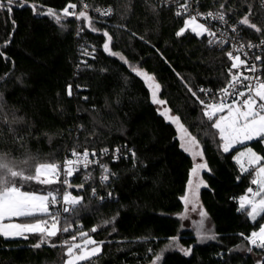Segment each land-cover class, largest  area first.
Masks as SVG:
<instances>
[{
  "label": "trees",
  "instance_id": "trees-1",
  "mask_svg": "<svg viewBox=\"0 0 264 264\" xmlns=\"http://www.w3.org/2000/svg\"><path fill=\"white\" fill-rule=\"evenodd\" d=\"M201 1L204 9L223 11L236 20L251 9L250 21L264 29L260 0ZM21 2L29 6L13 5L11 13L0 10V158L27 173L37 163L59 164L73 149H107L110 154L119 150V156L116 161L105 156L109 178L103 184L88 183L83 173L69 180L84 188L66 189L83 197L78 215L61 216V225L68 216L69 232L47 238L39 248L34 245L40 234H28L27 239L0 236V264H64L65 241H82L81 231L104 242L95 264H264V249L249 251L245 239L259 231L264 217L252 221L239 204L254 187L253 177L242 173L234 159L246 146L264 156L263 141L224 153L218 130L211 126L215 119L203 115L204 106L188 91L204 100L199 89L216 93L226 87L232 64L227 53L189 31L177 36L185 19L158 0H93L94 6L114 7L107 20L89 15L97 31L73 16L63 19L61 27L46 14L48 8L62 13L76 0ZM32 4L38 7L33 10ZM105 31L112 37L110 51L128 63L104 50ZM244 31L246 38L264 39L248 26ZM130 66L155 78L159 98L201 145L207 167L200 201L215 233L207 243L182 229L178 217L193 159L181 147L175 125L160 114L147 84ZM50 189L28 182L22 190ZM93 227L98 230L92 232ZM172 238L190 253L174 249Z\"/></svg>",
  "mask_w": 264,
  "mask_h": 264
},
{
  "label": "snow or ice",
  "instance_id": "snow-or-ice-1",
  "mask_svg": "<svg viewBox=\"0 0 264 264\" xmlns=\"http://www.w3.org/2000/svg\"><path fill=\"white\" fill-rule=\"evenodd\" d=\"M262 3H264V0H262ZM17 4L20 7L29 6L26 3L21 2V0H6V2L5 0H0V10L6 9L11 13L13 11L12 6ZM30 6L33 10L38 7L36 4ZM87 7L88 5L85 4L84 8L86 9ZM180 7L184 13H187L189 11L187 0H184V3H182ZM76 8V4L69 3L62 10V13H56L53 9L48 8L46 14L53 17L55 22L61 27H63V19L69 16H75L77 20H87L89 27H92V21L86 11L81 10L78 13L75 11H69V9L75 10ZM220 8L223 9L224 5L221 4ZM96 11L99 12L100 15L107 16L111 14L112 9H96ZM176 15L180 16L182 15V12L177 11ZM199 15L200 14L191 15L190 18L185 19L184 27H181L176 35H184L189 26H192L191 30L197 36L207 34L209 37V45L214 43L223 45L226 43L224 40L217 41L215 39L217 35L215 31L206 27L204 23L197 22ZM251 15L252 13L250 9L248 14L238 20V25H246L264 36V29L250 21L249 17ZM206 18L227 23L223 11L216 13L208 12ZM92 30L97 31L94 27H92ZM232 31L236 32L237 28L234 26ZM103 35L107 37V42L103 45L104 50L109 52L110 55L119 56L120 60L128 63L123 55L110 51V41L112 37L109 33L105 31L103 32ZM8 43H10V40L5 42L3 47H7ZM246 46L249 49L264 46V39H261L259 45L248 42ZM244 47L245 45L241 44L236 51H242ZM0 56H4L2 51H0ZM227 56L232 61L231 68L229 69L231 79L227 86L221 89L218 102L206 103L197 96L196 91H193L191 88L188 89V91L199 100L200 104L204 106L205 111L203 112V115L206 116L209 121H212L213 117H217L218 113L224 112L225 109L227 110L226 115H219L211 125L218 130L220 141H222L219 146L224 153L230 152V150L236 145H242L245 141H264V80H262L260 76H245L243 75V72L233 73L232 69H241L242 66L244 71L253 74H255L258 69L255 63L249 64L248 60L246 58L241 59L240 55H234L232 52H228ZM246 56L247 54L245 53V57ZM5 59H7V57H5ZM255 60L260 61L261 56L257 55ZM130 67L137 76L144 78L145 83L151 90L152 103L161 106L165 105L167 101L158 98L160 85L154 83L155 78L138 67ZM253 80L255 83H252ZM245 81H248L249 83H245ZM199 91L205 92L206 90L199 89ZM67 92L68 95H72L71 85L68 86ZM228 97H232L231 103L226 102ZM170 112L171 109L164 108L160 114L179 126L183 133L181 136V147L184 148L185 151H191L192 148L197 146L196 138L194 136H188L187 130L184 128L183 124L180 123V116L169 115ZM104 151L107 152L108 150L105 149ZM193 154L194 156L202 155V152H194ZM71 155L76 157V160L67 159L63 164H57L55 162L37 163L32 167L31 171H28L27 173L24 170L15 169L3 158H0V236L6 239L16 237L27 239L28 237L25 235L26 233H38L40 234V239L34 247L39 248L42 244L47 243V238L57 236L58 232L67 233L70 231L71 225L68 224V216L63 217L64 224L61 225V214L65 213L69 216L78 215L80 210L78 206L81 205L83 197L72 195L71 192L67 191L66 189L72 187V185L67 179L61 180L59 177L61 173L66 177H71L74 171L73 165L78 166L83 164V167L87 168L88 164L92 162L89 161L90 154L87 150L83 153H79L73 149ZM91 155L95 156L96 154L93 152ZM133 155L135 154L133 153ZM241 157H247L249 164V168H244L241 165V172L248 174L254 172L255 178L251 180V184L258 187L255 190L252 187L247 189V193L252 197L251 199L248 195L239 198L240 210L246 212L247 215L255 221L257 217H264V166H259L261 161L264 160V156L258 155L251 147H247L246 151H240L234 159L239 163ZM102 167L104 175L101 176V182H104L108 180L109 172L107 166ZM206 167V163H197L192 169V174L198 175L199 170ZM75 170L79 171V167H76ZM28 182H35L38 185L44 186L59 183L62 187L50 189L41 194H37L36 191L22 190L24 184ZM202 183L203 182L200 181L193 188L192 181L189 180V190L193 199V210H195L198 190ZM79 187H83V185H80ZM93 194H95V189H93ZM256 197L261 198L255 199ZM183 199L187 204L189 196L186 194ZM248 206H250V211L248 210ZM53 208L56 210L52 211L51 209ZM199 215L201 221L197 227V235L202 239H214V236H201V233L205 231L203 218L206 216V213L200 211ZM11 218H25L28 222L4 223L6 219L10 220ZM107 223H110V221H105V224ZM97 230V227L91 229L92 232H96ZM80 237L83 238L82 243H68L65 241L67 246L65 255L67 256V259L64 264H82V262L95 264L93 258L97 257L102 252L104 242L95 241L88 233L83 231L80 232ZM76 239L77 236L73 234L72 240L75 241ZM245 239L255 247L264 249V224L260 225L259 231H253L250 236L245 237ZM172 242L174 244L177 243L176 238H172ZM52 246L55 247L56 245L52 244ZM181 250L184 251L185 255H188L191 251L190 249ZM248 250L252 251L251 248ZM149 251H151V249ZM159 260L160 256L157 255L156 261ZM153 264H155V261Z\"/></svg>",
  "mask_w": 264,
  "mask_h": 264
},
{
  "label": "built area",
  "instance_id": "built-area-1",
  "mask_svg": "<svg viewBox=\"0 0 264 264\" xmlns=\"http://www.w3.org/2000/svg\"><path fill=\"white\" fill-rule=\"evenodd\" d=\"M92 1L93 0H76V2L74 4L77 5V8L75 10L69 9V11H75L76 13H78L79 11L84 10L87 12L88 16L93 15L94 17H96L98 19H102V20H107L113 16L114 7L112 5L94 6L91 3ZM158 1L161 5H164L167 8H173L176 12L181 11L182 12L181 16H183L184 19L190 18L191 15L200 14L198 16L197 22L198 23H204L206 27H209L212 31H215L217 33V35L215 37V39L217 41H219V40L226 41V43H224L223 45H221L219 43H214V44L210 45V47L217 48L218 50L225 51L226 53L232 52L234 55H240L241 59L246 58L248 60L249 64L255 63L257 65V69H258V71L255 74L244 71L243 66L241 67V69H236V70H237V72H243V75H245V76H260L261 79L264 80V58H263L264 46L255 47V48H251V49L247 48L246 45L248 42L259 45L260 41L246 38L245 31H244L246 25H238L237 22L239 19L238 20L233 19V18L229 17L228 15H226L225 13H224L225 14V20H227V23H223V22L218 21V20H213L211 18H206V14L208 12L216 13V12H220V11L212 10V9L211 10L204 9L201 0H187V2L189 4V11L187 13H184L180 7V5L182 3H184V0H158ZM85 4L88 5V7L86 9L84 8ZM260 5L262 7H264V3H262V0H260ZM108 8H111L112 12L110 15H107V16L100 15V13L96 11V9L105 10ZM73 17L75 18V16H73ZM75 20H77V19L75 18ZM234 26L237 28L236 32L232 31V28ZM200 37H205L207 42L209 40V37L207 36V34L200 36ZM241 44L245 45L243 50L242 51H236V49ZM245 53L247 54L246 57H245ZM257 55L261 56L260 61L255 60V57ZM245 83H249V82L245 81ZM252 83H255V81L253 80ZM238 90H242V89H238ZM220 93H221V90L217 91L216 93H210V92H208V90H206L205 92H203L204 101L206 103L218 102L219 98H220ZM226 102L231 103L232 97H228ZM71 153L66 158H64V160L62 162H60L59 164H63L67 159L76 160V157H73L71 155ZM79 153H83V152H79ZM94 153L96 154L95 156H92L91 153H89L90 154L89 155V161H92V162L88 164L87 168L83 167V164H80L78 166L73 165V168H74L73 175L83 173V174H85L84 178H86L88 183L96 180V182L103 184L106 181L101 182V176L104 175V171H103L102 166H107L108 172H109V167L106 163L105 156L111 155L112 160L116 161V158L119 156V154L117 151L110 154L109 151L105 152L104 150H102L100 152H94ZM76 167H79V171L75 170ZM71 177H66V176H64L63 173H61L59 179H61V180L67 179L69 181L71 179ZM85 184H87V183H85ZM108 195L111 197L112 193L109 192ZM51 210L55 211L56 209L53 208ZM63 215H67V214L62 213L61 216H63ZM248 243H249V241H248ZM249 246H250V248H255V246L252 245L251 243H249Z\"/></svg>",
  "mask_w": 264,
  "mask_h": 264
},
{
  "label": "rangeland",
  "instance_id": "rangeland-1",
  "mask_svg": "<svg viewBox=\"0 0 264 264\" xmlns=\"http://www.w3.org/2000/svg\"><path fill=\"white\" fill-rule=\"evenodd\" d=\"M192 26H189V28L186 30V31H189L193 34H195L192 30H191ZM196 35V34H195ZM197 36V35H196ZM143 80L144 78L141 77ZM145 81V80H144ZM154 83H156V81L154 80ZM151 91V90H150ZM158 98H159V91H158ZM160 99V98H159ZM157 108L159 109V111H163L164 108H167L166 105H157ZM227 114V110L225 109L224 112L222 113H218L217 114V117L219 115H226ZM169 115H172L171 113H169ZM217 117H213L214 119H216ZM166 118V117H165ZM167 120H169L168 118H166ZM170 121V120H169ZM171 122V121H170ZM181 123V122H180ZM174 124V123H173ZM176 129H177V132H178V138H179V141H180V145L182 143V140H181V136L183 135L181 129L179 128V126L177 124H174ZM184 128L187 130V128L184 126ZM187 133H188V136H192L189 131L187 130ZM187 139V138H186ZM254 141V140H252ZM251 141H245L244 144L242 145H236L234 148L236 147H239V146H244L245 144L249 143ZM263 144H264V141H263ZM247 147H243L241 149H239V151L236 153L235 156H237L239 154L240 151H246L247 150ZM233 148V149H234ZM184 149V148H183ZM253 150V149H252ZM185 151V150H184ZM254 151V150H253ZM193 159V168L195 167V165L197 163H205L204 161V158H203V154L202 155H195L194 156V152H202V148H201V145L199 144V142L197 141V146L192 148L191 151H186ZM255 152V151H254ZM256 153V152H255ZM9 163V162H8ZM10 166H13L15 169H16V166L17 164L13 165L12 163H9ZM239 166L241 167V165L244 167V168H249V164H248V161H247V157H241L240 158V162L238 163ZM259 166H264V164H262V161L260 163ZM19 168H23V167H20V166H17ZM192 168V169H193ZM206 170V168L204 169H200L199 172H198V175H193L192 174V170H191V174H190V178L189 180L192 181V187L194 188L195 185L197 183H199L200 181H202L203 183L201 184L199 190H198V195H197V198H196V204H195V210H193V199H192V196L190 194V190H189V182H188V185H187V190H186V194L189 196V201L188 203L186 204L185 201H184V209L183 211L179 214V219L181 221V228L184 229V230H191L195 235L196 237L198 238V241L200 243H207L213 239H202L200 236L197 235V227H198V224L199 222L201 221V217L199 215L200 211H204L202 205H201V201H200V191L201 189L204 187L205 185V182L203 180V172ZM252 177L255 178V173L252 172ZM56 184H53V185H50V186H47L48 188H51V189H55ZM41 186H44V185H41ZM55 187V188H54ZM258 186L254 185L253 189L255 190ZM37 194H41L39 192H37ZM185 194V195H186ZM73 195V194H72ZM249 196V198L251 199L252 197L249 195V194H246ZM245 195V196H246ZM185 197V196H184ZM261 197H256L255 199H260ZM249 208V211H250V206H248ZM206 213V212H205ZM183 217V218H182ZM251 219V218H250ZM258 219V217H257ZM256 219V220H257ZM252 220V219H251ZM255 220V221H256ZM254 221V220H252ZM18 222H28L27 220H25V218H11L10 220L9 219H6L4 221V223H18ZM203 224H204V230L202 233H201V236H204V235H209V236H214L215 237V233H214V227H213V224L210 220V218L208 217V215L206 214V216L203 218ZM60 232H58L59 234ZM28 234H34V233H26L25 235H28ZM38 234V233H36ZM16 238H21V237H16ZM93 238V237H92ZM7 239H14V238H7ZM94 239V238H93ZM82 241L80 242H77V243H82ZM91 247V246H89ZM173 247L174 249H178L179 251H182L181 249H184L183 247L180 246V244L178 243H173ZM67 251V249H66ZM66 251H65V254H66ZM184 253V251H182ZM67 259V258H66ZM66 261V260H65Z\"/></svg>",
  "mask_w": 264,
  "mask_h": 264
},
{
  "label": "water",
  "instance_id": "water-1",
  "mask_svg": "<svg viewBox=\"0 0 264 264\" xmlns=\"http://www.w3.org/2000/svg\"><path fill=\"white\" fill-rule=\"evenodd\" d=\"M70 190H74V191H78V192H83L84 188L83 187H79L77 185H72V187L68 188Z\"/></svg>",
  "mask_w": 264,
  "mask_h": 264
}]
</instances>
